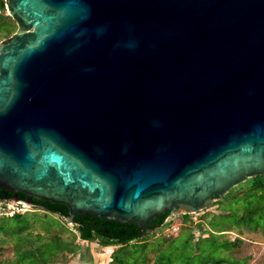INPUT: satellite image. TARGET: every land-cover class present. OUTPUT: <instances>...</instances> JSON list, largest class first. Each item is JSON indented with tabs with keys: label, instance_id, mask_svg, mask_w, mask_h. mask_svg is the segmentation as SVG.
Wrapping results in <instances>:
<instances>
[{
	"label": "water",
	"instance_id": "obj_1",
	"mask_svg": "<svg viewBox=\"0 0 264 264\" xmlns=\"http://www.w3.org/2000/svg\"><path fill=\"white\" fill-rule=\"evenodd\" d=\"M0 197L123 239L264 173V0H5Z\"/></svg>",
	"mask_w": 264,
	"mask_h": 264
},
{
	"label": "trees",
	"instance_id": "obj_2",
	"mask_svg": "<svg viewBox=\"0 0 264 264\" xmlns=\"http://www.w3.org/2000/svg\"><path fill=\"white\" fill-rule=\"evenodd\" d=\"M5 3L0 0V41L16 29ZM36 209H41L42 215L34 213ZM192 215L198 220L194 221ZM173 222H180L175 234L166 235L163 230L162 236L154 233L156 227ZM195 225L198 235L193 229ZM149 228L152 229L149 233L144 229L123 239L105 237L68 222L59 212L32 204L27 210L0 215V264L63 261L67 254L80 248L77 238L113 246L105 264H235L230 253L242 241L240 235L264 234V173L231 187L221 199L200 211L168 215ZM232 230L237 235L228 239L227 233Z\"/></svg>",
	"mask_w": 264,
	"mask_h": 264
},
{
	"label": "rangeland",
	"instance_id": "obj_3",
	"mask_svg": "<svg viewBox=\"0 0 264 264\" xmlns=\"http://www.w3.org/2000/svg\"><path fill=\"white\" fill-rule=\"evenodd\" d=\"M34 213L40 216L42 215V210L36 209ZM192 216L194 221L198 220L195 215ZM68 226L70 227V225ZM196 226L193 229L198 235ZM163 229L164 226L156 227L154 233L162 236ZM236 235L237 233L234 230L227 233L228 239H232ZM240 237L242 238L240 244L231 250V253L229 251L236 260L235 264H264V234L244 232ZM76 241L80 244L78 251L73 254H67L65 260L53 264H105L109 258V253L113 249V246H102L95 241L89 242L80 238H77ZM234 259L232 261H235ZM223 264L228 263L224 262Z\"/></svg>",
	"mask_w": 264,
	"mask_h": 264
},
{
	"label": "built area",
	"instance_id": "obj_4",
	"mask_svg": "<svg viewBox=\"0 0 264 264\" xmlns=\"http://www.w3.org/2000/svg\"><path fill=\"white\" fill-rule=\"evenodd\" d=\"M30 207L26 202L21 200L0 198V215H11L14 212L27 210ZM180 222H173L163 229L166 235H173L178 231Z\"/></svg>",
	"mask_w": 264,
	"mask_h": 264
}]
</instances>
